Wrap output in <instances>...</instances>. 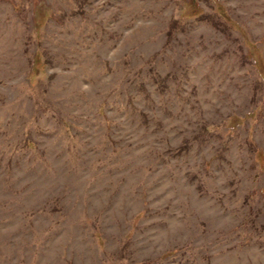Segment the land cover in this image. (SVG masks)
<instances>
[{
  "label": "rangeland",
  "instance_id": "obj_1",
  "mask_svg": "<svg viewBox=\"0 0 264 264\" xmlns=\"http://www.w3.org/2000/svg\"><path fill=\"white\" fill-rule=\"evenodd\" d=\"M0 264H264V0H0Z\"/></svg>",
  "mask_w": 264,
  "mask_h": 264
}]
</instances>
